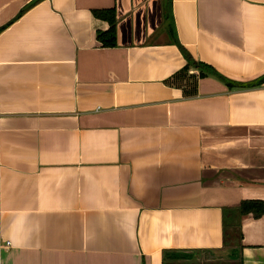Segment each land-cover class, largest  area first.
Masks as SVG:
<instances>
[{
    "label": "crops",
    "instance_id": "1",
    "mask_svg": "<svg viewBox=\"0 0 264 264\" xmlns=\"http://www.w3.org/2000/svg\"><path fill=\"white\" fill-rule=\"evenodd\" d=\"M113 9L115 39L97 31ZM0 0V264H264V0ZM8 242V243H6Z\"/></svg>",
    "mask_w": 264,
    "mask_h": 264
},
{
    "label": "trees",
    "instance_id": "2",
    "mask_svg": "<svg viewBox=\"0 0 264 264\" xmlns=\"http://www.w3.org/2000/svg\"><path fill=\"white\" fill-rule=\"evenodd\" d=\"M94 14L102 19L107 20L109 24L108 28H106L105 30L97 31V38L100 40L102 45L113 46L116 43L114 10L113 9L94 10ZM165 14H166V18L168 19L167 24L170 34L175 38V32H174L175 30H174V25L170 10V0H166ZM181 50L187 60L186 65L183 68L184 72L187 71L189 66H195L196 68H199L201 75L204 73L205 74L211 73L217 76L225 83H227V85L230 87H247V86L260 84L264 81V74L253 80H246V81L227 78L209 64L195 60L183 46H181ZM263 212H264V200L261 199H244L239 203L238 207L226 208L224 214L226 242L228 243L229 240L227 239L231 238V236L235 233L236 230L235 226L238 224L239 217L244 216L246 214H251L254 217H258Z\"/></svg>",
    "mask_w": 264,
    "mask_h": 264
},
{
    "label": "built area",
    "instance_id": "3",
    "mask_svg": "<svg viewBox=\"0 0 264 264\" xmlns=\"http://www.w3.org/2000/svg\"><path fill=\"white\" fill-rule=\"evenodd\" d=\"M6 243H8V242H6Z\"/></svg>",
    "mask_w": 264,
    "mask_h": 264
}]
</instances>
